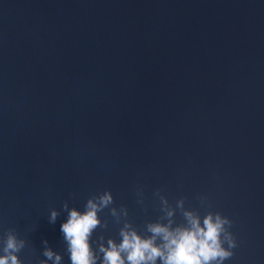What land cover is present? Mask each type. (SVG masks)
Listing matches in <instances>:
<instances>
[{"label":"water","instance_id":"95a60500","mask_svg":"<svg viewBox=\"0 0 264 264\" xmlns=\"http://www.w3.org/2000/svg\"><path fill=\"white\" fill-rule=\"evenodd\" d=\"M105 187L138 225L204 195L264 264V0H0V230L36 264Z\"/></svg>","mask_w":264,"mask_h":264},{"label":"clouds","instance_id":"9594fccd","mask_svg":"<svg viewBox=\"0 0 264 264\" xmlns=\"http://www.w3.org/2000/svg\"><path fill=\"white\" fill-rule=\"evenodd\" d=\"M137 202L144 204L142 188L136 189ZM158 214L138 225L129 216L128 207L117 206L110 188L87 196L82 206L61 204L66 214L59 231L63 252L42 241L44 258L36 264H62L65 254L69 264H224L238 246L232 230L233 219L198 197L201 207L186 206L183 195L174 202L159 188ZM106 210V214H105ZM60 209L50 207L49 223H55ZM110 223L116 225L110 234ZM28 243L14 227L0 230V264H26L20 252Z\"/></svg>","mask_w":264,"mask_h":264}]
</instances>
